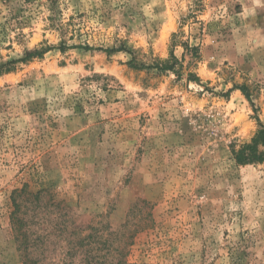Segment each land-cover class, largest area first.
<instances>
[{"label":"rangeland","instance_id":"rangeland-1","mask_svg":"<svg viewBox=\"0 0 264 264\" xmlns=\"http://www.w3.org/2000/svg\"><path fill=\"white\" fill-rule=\"evenodd\" d=\"M2 64L0 264H264V0H0Z\"/></svg>","mask_w":264,"mask_h":264},{"label":"trees","instance_id":"trees-1","mask_svg":"<svg viewBox=\"0 0 264 264\" xmlns=\"http://www.w3.org/2000/svg\"><path fill=\"white\" fill-rule=\"evenodd\" d=\"M85 49H91L89 46H85L84 47ZM50 50L49 47H46V48H37V49H34V50H30L26 53V56L24 59H29V58H34V57H37V56H42L43 54H45L46 52H48ZM190 51L191 53H193V55L195 57H198V50H197V47L195 46H192L190 47ZM130 64L133 66V67H136V68H147V67H151V66H146L145 64H135L134 63V60L130 61ZM6 64H2L0 65V70H2L4 67H5ZM153 68H156L160 73H164V72H173L175 73L178 77H181L182 76V72H181V69L183 67V64L181 63V61L179 60V58L173 53V51L171 52V59H170V62L168 63H165V64H153L152 65ZM188 80L189 81H198L200 82V78L198 76L195 75V73L193 72H189L188 73ZM235 89H240L242 91V93L252 102V97H251V94L248 92L247 88L245 85H235L234 86ZM259 121V119H258ZM259 125H260V129L258 131V136L260 137V139L264 142V124H262L260 121H259ZM17 206V205H16ZM15 220V217L13 218L12 216V221L14 222Z\"/></svg>","mask_w":264,"mask_h":264}]
</instances>
